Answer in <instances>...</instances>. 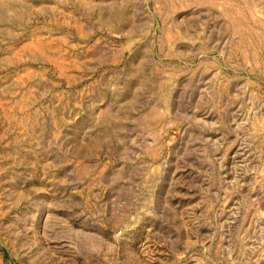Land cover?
<instances>
[{"label":"rangeland","instance_id":"rangeland-1","mask_svg":"<svg viewBox=\"0 0 264 264\" xmlns=\"http://www.w3.org/2000/svg\"><path fill=\"white\" fill-rule=\"evenodd\" d=\"M0 264H264V0H0Z\"/></svg>","mask_w":264,"mask_h":264}]
</instances>
